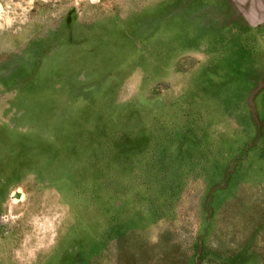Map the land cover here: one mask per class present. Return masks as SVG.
I'll list each match as a JSON object with an SVG mask.
<instances>
[{"label": "rangeland", "instance_id": "1", "mask_svg": "<svg viewBox=\"0 0 264 264\" xmlns=\"http://www.w3.org/2000/svg\"><path fill=\"white\" fill-rule=\"evenodd\" d=\"M0 264H264V0H0Z\"/></svg>", "mask_w": 264, "mask_h": 264}]
</instances>
